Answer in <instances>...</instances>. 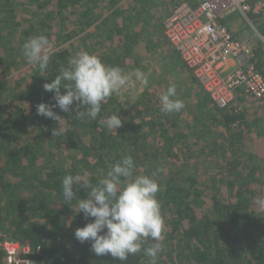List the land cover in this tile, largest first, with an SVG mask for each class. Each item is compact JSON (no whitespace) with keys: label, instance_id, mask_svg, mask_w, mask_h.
Masks as SVG:
<instances>
[{"label":"trees","instance_id":"16d2710c","mask_svg":"<svg viewBox=\"0 0 264 264\" xmlns=\"http://www.w3.org/2000/svg\"><path fill=\"white\" fill-rule=\"evenodd\" d=\"M22 1L33 4L32 10L48 5L56 12L65 7L61 2L71 4V0H43L44 3H40V0ZM17 4L18 0H0V12L11 13L15 18L21 16L28 25L18 30L20 21H16L15 25L10 16H5L7 28L2 29L6 28V33L1 34L0 38H8L7 44L11 45L0 44V54L3 52L13 58V65L7 64V68L15 67L14 57L22 53V45L28 38L45 35L49 39V34L38 31L32 20L23 15L24 8ZM70 56L71 51L67 49L52 51L43 76L37 66L30 65L33 69L26 73L29 80L24 77L23 81H16L14 90L5 86L6 80H1L7 74H0V239L1 236H8L31 245L40 244L45 254V264H149L150 258L144 255L143 250L120 262L111 255L96 256L90 251V242L81 244L75 238L76 247L72 255L66 238H48L54 229L71 234L89 222L82 212L78 213L77 201L64 203L63 177L87 172L88 179L95 185L101 179L97 172L108 160L115 163L122 156L131 155L135 166H141L142 174L156 173L155 179L160 185L157 198L164 218V238L161 241L163 251L159 254L167 258L159 257L157 264H229L230 260L249 257L250 254L254 264H264V211L251 208V199L244 197L245 192L240 193L243 197H220L217 189L209 192L205 186L201 189L198 184L199 187L196 184L181 185V178H185L179 169L175 170V176H169L154 165L153 162H158L160 157L170 163H176V157L180 154L181 160L186 159L185 162L191 159L190 146L183 145L180 139L182 133H174L161 120L151 118L145 121L147 130L144 131L142 124L135 123L133 117H122L123 114L114 104L103 103L95 120L89 117L77 119L75 103L69 113L62 112L58 107L53 109L65 119L59 125L50 118L37 115L38 104L54 103V93L46 92L43 84L55 79L62 67H68ZM2 61L5 62L1 57ZM20 99L21 103L18 102ZM22 103L26 105L21 106ZM214 109L221 115L223 124H233L240 117V112L233 105L221 110ZM112 114L119 115L122 120V127L117 130H108L99 123L100 119ZM45 127H50L51 131L58 127L60 139H67L68 145L81 147L80 155L71 156L73 159L69 165L61 166L50 161V148L47 146L51 142L50 138L44 139L47 137L43 131ZM33 129L40 134L33 135L32 141L19 143V138ZM88 133L90 136L85 140L84 136ZM41 140L46 141L47 146L39 151ZM141 156L145 157L144 161ZM25 189L31 191V195L24 197ZM192 192L195 197L191 198ZM86 194L85 189L77 186L78 198H86ZM201 196L209 198L207 204H202ZM151 243L153 241L148 239L143 247ZM2 256L0 249V264Z\"/></svg>","mask_w":264,"mask_h":264},{"label":"rangeland","instance_id":"374dc122","mask_svg":"<svg viewBox=\"0 0 264 264\" xmlns=\"http://www.w3.org/2000/svg\"><path fill=\"white\" fill-rule=\"evenodd\" d=\"M180 1L71 0V4L61 2L65 7H61L58 12L48 5L32 10L33 4L22 0H18L17 5L24 8L23 15L32 20L38 31L49 34L52 51L67 49L71 51L70 57H73L77 52L84 50L100 57L106 65L119 66L125 72L140 69L145 73L148 79L146 86L136 81L133 86L121 89L119 94H113L103 103L114 104L123 114L122 117H133L135 123L142 124L144 131L147 130L145 121L151 118L161 120L164 126L174 133H182L180 139L183 145L190 146L191 159L185 162L186 159L181 160L180 154L176 157L177 162L171 164L166 158L160 157L158 162L151 161L157 165L158 170L162 169L164 174L175 176V170L179 169L181 176L185 178H181V185L198 184L201 189L205 186L209 192L217 189L220 197H243L240 193L245 192L244 197L251 199L249 206L256 211H264L254 203V198L264 196V119L257 118L260 112L264 113V99L237 98L232 105L239 112L248 106L253 115L246 116L239 125L223 124L221 115L214 109L219 108L208 98L165 37V20L174 5ZM40 3L44 1L40 0ZM6 15L10 16L15 25L16 21H20L18 30L28 26L21 16L15 18L11 13L0 12V35L6 33ZM242 18L246 20V27L252 28L254 35L262 36L256 24L264 22L263 15ZM3 27L6 28L2 29ZM7 41L8 38L4 36L0 38V44L8 45ZM252 43L256 48L255 53L259 47H264L259 44L258 39L252 40ZM1 57L6 62H0V74H7L1 79L6 80V87L14 90L16 81H23L24 77L29 80L26 73L31 72L33 68L23 53L19 52L18 57H14V68H7V64L11 65L13 62L12 57L3 52ZM170 85L176 86L177 98L181 99L185 106L180 112L164 114L159 97ZM18 102L21 103V99ZM25 105L22 103L21 106ZM43 131L44 135L47 134L44 139L50 138L51 145L47 146L46 141L41 140L42 145L38 150L42 151L45 145L50 148V161L67 166L73 159L71 156L80 155V146L68 145L67 139H60L59 135L53 136L50 127H45ZM36 134L40 132L33 129L28 135L19 138V143L32 141V136ZM89 136V133L86 134L85 140H88ZM142 159L144 161L145 157ZM113 163L108 160L97 175L103 178ZM140 170L142 171L141 166L136 167L134 175H142ZM23 195L27 197L31 195V191L25 189ZM189 197H195L194 192ZM201 197L202 204H207L209 198ZM199 209L201 213V208ZM168 216L169 214L166 215ZM52 231L53 233L48 235L49 240L63 236L74 255V233H63L57 229ZM159 257L167 258L162 254H159ZM253 260L250 254L249 257L230 260L229 264H254Z\"/></svg>","mask_w":264,"mask_h":264},{"label":"clouds","instance_id":"9594fccd","mask_svg":"<svg viewBox=\"0 0 264 264\" xmlns=\"http://www.w3.org/2000/svg\"><path fill=\"white\" fill-rule=\"evenodd\" d=\"M22 53L29 64L38 67L41 76L48 68L52 45L45 35L28 38L22 45ZM136 81L145 86L148 79L140 69L125 72L119 66H109L100 57L81 50L62 67L60 74L50 83H44L46 92H53L54 103H40L37 115L50 118L58 123L63 119L53 109L58 107L69 113L75 103V117H89L95 120L101 112L102 104L121 89L131 87ZM61 89L64 91L62 92ZM164 114L177 113L184 108V102L177 98L175 85H170L159 97ZM108 130L122 127L119 115L112 114L99 120ZM60 134L58 127L52 135ZM135 162L131 155H124L112 164L106 174L95 185L83 175L67 174L62 179L63 201L70 204L77 201L79 212L89 222L75 230L74 236L81 244L90 242V251L96 256L111 255L120 262L130 255L143 250L149 257V264H157L159 253L163 251L161 241L164 236V218L157 198L160 185L151 175H134ZM77 186L87 191L86 198H78ZM254 203L264 209V196L254 198ZM151 239L147 247L145 242Z\"/></svg>","mask_w":264,"mask_h":264},{"label":"built area","instance_id":"2783aa9c","mask_svg":"<svg viewBox=\"0 0 264 264\" xmlns=\"http://www.w3.org/2000/svg\"><path fill=\"white\" fill-rule=\"evenodd\" d=\"M246 19L264 12V0H183L165 20L164 34L212 103L225 109L239 97L264 99V75L254 62L252 40L238 39L223 17ZM2 264H45L40 244L1 236Z\"/></svg>","mask_w":264,"mask_h":264},{"label":"crops","instance_id":"0c3cea01","mask_svg":"<svg viewBox=\"0 0 264 264\" xmlns=\"http://www.w3.org/2000/svg\"><path fill=\"white\" fill-rule=\"evenodd\" d=\"M181 1H183V0H181ZM186 1L190 2L191 4H194L196 2V0H186ZM261 15L264 16V12ZM242 17L243 16L237 12L231 13L229 15H225L223 17L224 24L232 31L234 36L237 37L238 39H243V40L247 39L248 41H250V40L255 41L258 39V41L260 42L259 44L264 45V43H262L264 41V22L256 24L257 28L259 29L260 33L262 34V36L260 37V36L254 35L255 33H253L252 28L246 27V25L244 24L245 19ZM254 36H256V37H254ZM253 59L255 60L256 65L260 68L262 74L264 75V47H259V49L255 53ZM241 98L242 97H239L238 99H241ZM261 101H263V100H261ZM263 114L260 112L259 117H257L256 114L254 116L257 117L259 120H261V119H264ZM239 115H240V117L238 118V121L233 122V125L242 123L244 118L246 119L247 117H250L253 114L250 112V108L248 106H245ZM222 122H223V120H222Z\"/></svg>","mask_w":264,"mask_h":264}]
</instances>
